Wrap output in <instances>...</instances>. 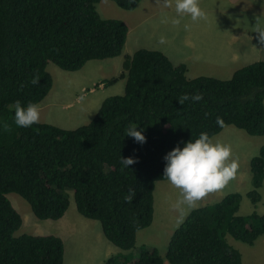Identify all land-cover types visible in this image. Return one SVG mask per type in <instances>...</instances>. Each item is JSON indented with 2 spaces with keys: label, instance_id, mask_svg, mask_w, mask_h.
<instances>
[{
  "label": "trees",
  "instance_id": "16d2710c",
  "mask_svg": "<svg viewBox=\"0 0 264 264\" xmlns=\"http://www.w3.org/2000/svg\"><path fill=\"white\" fill-rule=\"evenodd\" d=\"M101 0H0V264H64L63 241L54 235L15 236L22 225L6 197L16 194L41 221L65 215L68 192L77 213L100 224L103 237L121 253L104 264H163L155 248L136 249V235L153 221V193L163 178L164 156L174 147L207 132L211 138L226 126L251 137H264V61L236 70L230 79L186 78V67L174 66L160 51L139 49L122 60L118 76L122 95L106 98L89 124L73 130L38 123L17 127L13 103L38 105L53 80L46 68L80 71L89 61H103L123 52L128 27L102 19ZM125 11L141 0H109ZM35 75L38 84L30 81ZM23 85V87H21ZM200 93L199 102L178 99ZM217 117L224 121L217 124ZM129 124L146 137L143 144L126 136ZM137 158L124 168L121 158ZM252 189L246 194L254 208L264 181V143L249 162ZM135 190L131 203L124 201ZM238 193L196 208L169 240V264H241V254L227 241L252 246L264 236V214L239 215Z\"/></svg>",
  "mask_w": 264,
  "mask_h": 264
},
{
  "label": "rangeland",
  "instance_id": "374dc122",
  "mask_svg": "<svg viewBox=\"0 0 264 264\" xmlns=\"http://www.w3.org/2000/svg\"><path fill=\"white\" fill-rule=\"evenodd\" d=\"M151 1L142 0L138 10L134 12L122 10L109 0H101L96 4V11L102 19H115L125 23L127 18H130L129 15L139 14L136 16V21L128 19L129 36H131L126 39L120 56L103 61H89L77 72L62 71L53 63H48L46 70L52 77L53 85L43 102L39 104V123L50 124L64 130H73L89 124L106 98L122 95L124 91V81H118L109 87H105L100 82L118 76L122 70L124 55L131 54L138 49L167 47L175 54L176 61H186L187 70L189 69L188 75L192 79L201 75L228 80L236 70L243 66L264 61V53L256 55V52L252 51L238 64L228 65L231 70L226 71L227 74L212 72L211 63L218 58L215 54L216 45L223 41L222 38L225 39L226 33H235L241 29L246 34L252 33L250 27L254 23V16L264 17V0H200V6L206 13V19L192 23L189 18H185L178 27L173 26L170 22L167 24L160 22L165 15L171 18L175 16V13L173 9H165L158 4L157 10L153 8V12L143 16L145 20H141L140 15H144L141 12L142 8L147 9L144 4ZM128 23L125 24L128 26ZM184 24H190V30L185 31ZM161 36L166 38L167 43L164 45L158 43ZM189 36L194 41H199L196 55H190L192 51L189 48ZM246 36L243 35L244 39L238 41L237 44L240 45ZM164 50L167 49L164 48ZM190 57L199 63L188 62ZM113 63H117L119 68L100 67V65L107 66ZM100 85L104 87H100ZM212 139L231 146L232 157L238 162V170L235 178L222 191L211 193L206 199H218L208 200L215 203L221 199L222 195L238 193L242 198L238 208L239 215L250 214L253 211L263 215L264 181L258 191L260 203L256 208L253 207L246 194L252 189L249 162L258 154L259 148L264 143V137H251L233 126H226ZM244 166H246V172ZM169 186L171 185L168 181L156 183L153 193L152 224L136 235V249L140 246L157 249L163 259V264H169L165 258L167 246L174 231L180 226L177 227V213L171 208L176 200L177 190L172 186L165 188ZM68 196L69 206L63 216L64 223L67 225L64 226V223L61 225L63 221L60 220L41 221L36 219L29 205L22 198L13 193L8 194L6 197L22 220V225L15 236L28 234L59 237L64 244V264H104L108 257L121 253L103 237L100 224L97 221L85 219L77 213L71 192H68ZM218 196L220 198H217ZM203 205V202L200 201L197 208L203 207ZM63 218L61 220H64ZM227 240L233 248L240 252L241 264H264V236L258 238L252 246L236 241L230 236L227 237Z\"/></svg>",
  "mask_w": 264,
  "mask_h": 264
},
{
  "label": "clouds",
  "instance_id": "9594fccd",
  "mask_svg": "<svg viewBox=\"0 0 264 264\" xmlns=\"http://www.w3.org/2000/svg\"><path fill=\"white\" fill-rule=\"evenodd\" d=\"M156 3L165 9H173L175 16L162 17L161 23H171L173 26H180L185 18L192 23L206 19L205 11L200 7V0H156ZM184 30H190V24L183 25ZM258 43L264 45V17L254 16V23L250 27ZM252 39V37H248ZM160 45L167 43L166 38L161 36L158 40ZM235 59V57H233ZM40 77L35 75L30 81L33 85L38 84ZM23 87V85H21ZM203 99L202 94L185 93L178 99L180 104L185 101L199 102ZM14 109L13 123L17 127L28 128L40 122V108L35 102H28L26 105L17 100L12 105ZM217 124L223 127L224 121L217 117ZM4 132H11L12 125L8 122L0 123ZM138 126L129 124L126 136L132 137L135 142L143 144L146 137L143 130H137ZM165 166L163 178L177 190L175 202L171 205L177 213V227L183 222L191 210L199 206L209 194L222 191L236 176L238 162L232 157L231 146L219 141H214L207 132H201L195 140L190 139L183 147L177 145L164 156ZM138 162L137 158L125 157L120 159L122 170L129 169V165ZM135 190L129 189L124 196L126 203H131L135 198Z\"/></svg>",
  "mask_w": 264,
  "mask_h": 264
},
{
  "label": "crops",
  "instance_id": "0c3cea01",
  "mask_svg": "<svg viewBox=\"0 0 264 264\" xmlns=\"http://www.w3.org/2000/svg\"><path fill=\"white\" fill-rule=\"evenodd\" d=\"M142 1V0H141ZM140 1V2H141ZM153 2V3H152ZM145 5V7L147 8V9H145L144 10V7L142 8L143 9V11H141L142 12V14H144V15H140V17H141V20H145V19H143V16H147V15H149V14H151L153 11H152V9L154 8L155 10H157V8H158V6H157V3H156V1L154 0H152L151 2H147V3H145L144 4ZM138 6H139V4H138ZM138 6L134 9V10H132V12H134V11H136V10H138ZM201 7V6H200ZM139 14H132V15H129L130 16V18H131V20L132 21H136L137 20V17L136 16H138ZM219 17H222V16H219ZM129 17L127 18V21L125 22V23H128L129 22V20L128 19H130ZM223 18V17H222ZM157 20V19H156ZM127 25V24H126ZM128 33H127V38H128V36H129V34H130V29H129V23H128ZM133 30V29H132ZM243 35H247L246 36V38H245V40L244 41H242L241 43H240V45H238L237 44V42L238 41H240L241 39H244V37H243ZM131 36V35H130ZM129 36V37H130ZM255 36H256V34L255 33H249V34H246L245 33V31L244 30H237L235 33H226L225 34V39L224 38H222V42L221 43H218L216 46H217V48H216V50H215V54L218 56V58L216 59V61L215 62H212L211 64H212V68H213V70H212V72H224V75L225 74H227V73H225L226 71H229V70H231V69H229V66L228 65H231V64H238V62L240 61V60H243V59H245L246 58V56H248L250 53H252V51H255L256 52V55H259V54H262V53H264V45H262V44H260V43H258V41H257V39L255 38ZM248 37H252V39H248ZM126 38V39H127ZM127 41V40H126ZM196 41H194L193 39H192V37L191 36H189V48H190V50L192 51V54H190V55H196L197 54V52H198V48H196L198 45H199V41H197L196 42V44H194ZM205 46H206V44H205ZM162 47V46H161ZM163 49H161V48H159V47H153V48H151V49H148V50H157V51H160V52H162L170 61H171V63L174 65V66H178V65H181V64H185V67H186V78L187 79H192L191 77H189V69L187 70V65H186V61H184V60H182V61H179L178 62V60L176 61V59H175V57H174V53L172 52V50H169L167 47H162ZM164 48H166L167 50H164ZM139 50V49H138ZM164 50V51H163ZM135 52V51H134ZM133 52V53H134ZM133 53H131V54H133ZM131 54H128V55H131ZM125 56V55H124ZM228 56H229V59H228ZM187 57V56H186ZM233 57H235V59H233ZM230 60V61H229ZM188 62H192V64H196V63H199V62H197L196 60H194L192 57H190V61H188ZM111 65V66H110ZM116 67V68H119V65L117 64V63H113V64H109V65H107V66H101L100 65V67L101 68H105V67H107V68H109L110 69V67ZM209 66H211V65H209ZM216 68H219V69H216ZM191 69V68H190ZM197 77H201V75H199V76H196V77H194V78H197ZM193 78V79H194ZM104 80H102L101 82H100V84H102V82H103ZM124 80H122V82H123ZM100 87H104V86H102V85H100ZM43 102V101H42ZM41 102V103H42ZM40 103V104H41ZM245 167V169H244V171L246 172V166H244ZM171 186H169V187H165V188H170ZM219 194H222V193H219ZM220 196V195H219ZM217 197V198H220V197ZM224 195H222V197H223ZM221 197V198H222ZM208 200H213V198H208V199H204V200H202V202H203V206H205V205H208V204H213V201H215V200H218V199H215V200H213V201H208ZM220 200V199H219ZM153 201H154V198H153ZM208 202H211V203H208ZM216 203V202H215ZM259 203H260V201H259ZM259 205V204H258ZM192 211V210H191ZM190 213V212H189ZM188 213V214H189ZM245 215H249V214H245ZM187 217V216H186ZM64 219V218H63ZM59 221V220H58ZM60 221H63L62 223H61V225H63V223H64V221H65V219L64 220H61L60 219ZM65 225H67V223H64V226ZM181 225V224H180ZM241 263H242V256H241Z\"/></svg>",
  "mask_w": 264,
  "mask_h": 264
}]
</instances>
